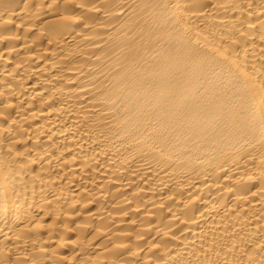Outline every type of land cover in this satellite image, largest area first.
Masks as SVG:
<instances>
[{"label":"bare ground","instance_id":"obj_1","mask_svg":"<svg viewBox=\"0 0 264 264\" xmlns=\"http://www.w3.org/2000/svg\"><path fill=\"white\" fill-rule=\"evenodd\" d=\"M0 264H264V0H0Z\"/></svg>","mask_w":264,"mask_h":264}]
</instances>
